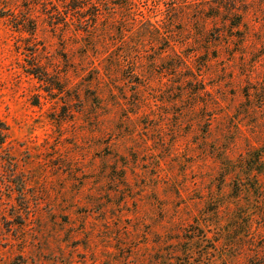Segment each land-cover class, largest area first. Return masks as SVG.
<instances>
[{"label":"rangeland","instance_id":"374dc122","mask_svg":"<svg viewBox=\"0 0 264 264\" xmlns=\"http://www.w3.org/2000/svg\"><path fill=\"white\" fill-rule=\"evenodd\" d=\"M0 264H264V0H0Z\"/></svg>","mask_w":264,"mask_h":264}]
</instances>
